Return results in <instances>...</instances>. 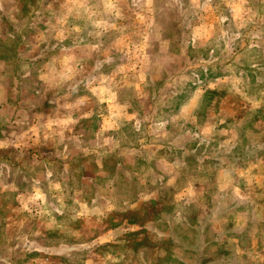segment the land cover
Wrapping results in <instances>:
<instances>
[{"label": "crops", "instance_id": "crops-1", "mask_svg": "<svg viewBox=\"0 0 264 264\" xmlns=\"http://www.w3.org/2000/svg\"><path fill=\"white\" fill-rule=\"evenodd\" d=\"M16 1L0 0L5 3L8 12H13ZM42 1L40 11L36 13L37 16L43 15L46 21L42 29L46 31L62 27L67 32L63 40L67 39L69 44L66 48H62V50L66 49V53L62 52L57 55V64L53 67L54 73L50 81V90L44 95L43 101H29L26 98L20 102L14 101V104L10 105L9 99H6L7 103L0 107H11L12 109L20 107L26 109L22 110L23 113L29 110L35 111L40 105L46 104L48 100H54L57 97L62 99L65 91L68 92L71 88L83 85L82 91H87L88 76L97 78L101 82L99 89H102L103 92H114V99L117 101L115 107L120 111V114L118 113L117 117L113 118L116 129L99 131L104 135L101 139L104 137L113 139L115 135L125 129L131 133L132 139L129 142L121 141L122 145H117L112 150L104 149V154L108 152L113 156L114 152H117L124 158L130 159V163L136 164L133 167L139 175L132 180L142 184V186L140 185L141 190L133 195L132 200H123L121 202L122 209L133 211L132 213L136 210L146 211L147 214L146 224L138 227L131 222L121 221L110 230L113 239H118L116 243L120 241V236H124L128 232L132 234L127 237L133 238L134 236L129 242L135 252L132 253L133 251L129 250L130 254L126 255V260L122 264H212L209 263V260L204 261L201 257L203 250L210 248L211 245L214 248L223 244V251L226 249V245L234 243L240 249L236 250L234 247L229 251L236 253L237 262L243 263L244 260V264H254L257 262L253 260L256 257L262 258L258 262L264 264V138L258 142L254 136L255 133H264V23L258 17L252 21L245 20L250 13L247 0L245 1L247 4H241L240 8L229 0H223L222 3H219L221 0ZM233 1L235 2V0ZM144 5L146 7H143ZM206 5L212 7L214 11H219V20L215 21L213 26L218 24L225 26L227 22H235L234 20L240 16L238 24H244L247 28L239 36H234L232 42L234 54L224 61L220 55L223 41L214 35L210 36V31H206L207 37L204 35V42L211 43L206 49L203 46L196 47L197 49L187 45L179 47L178 45L183 43H175L170 39V35H163V17L168 21L165 12L170 9L192 12L197 20L194 22L195 26L200 24V20L202 25H208L200 18ZM17 10L16 8L15 11ZM260 11L264 12V6ZM78 13L88 19V37L85 36L87 28L82 27L83 31L80 33ZM236 13L239 14L234 17ZM221 19L223 20L222 24L220 23ZM6 24V30L0 33V37L4 39L3 42H9L7 33L18 28L14 27L13 23L7 22ZM125 27H128L125 33L130 32V34L123 38L128 41L131 37L133 42L139 41L140 43V47L135 48L136 57L131 62L130 55L125 51L123 44L126 40L119 36L115 40L116 42H113V37H116L113 30L119 35V32L122 31V28L125 30ZM138 27L142 28V32L136 29ZM259 27L263 29L260 30ZM86 41H88L90 63L88 61V65L86 62L78 64L70 58L69 53L71 50L85 48ZM41 56L39 55L37 59ZM215 58L216 61L218 58L217 62ZM27 59L33 60L35 57L31 56ZM224 68L226 69L222 70ZM77 70L85 71L80 79L73 77L77 74ZM66 72L70 74L68 75ZM137 74L138 77L144 76V80L142 84L130 88L131 84L128 85V82H124L123 79H126L127 75L131 81H136ZM20 76L19 81L24 77ZM66 80H68L66 86L71 85L63 89L62 93L59 84L64 85ZM106 83H109L107 90H105ZM94 92L96 93L97 90ZM198 92L202 94L199 96ZM232 92L239 94L242 92L246 96L240 97L241 100L243 98V101L239 104L233 101ZM187 93H189L188 97L185 95ZM184 98H186L185 102H180ZM60 103V108L63 110L58 113L68 117L67 105L69 103L66 104L63 100ZM235 103L238 104V109L236 106L233 107ZM228 106L231 108L227 109ZM180 107L182 110L187 108L183 114L185 123H181V141L191 140L190 130H184V125H188L190 129L192 127L190 125L195 123L201 124L200 129L203 133L213 132L216 137L226 140L231 149L227 154H221L219 148V150L213 148L202 150L200 156L203 157H198L201 160L196 162L193 170L202 173L203 177L206 176L211 182L198 186L200 197L194 194V196L188 197L189 199L182 200V203H178L181 199L173 200V195L170 201H163L161 197L163 188L174 194L175 191L187 188L178 186L179 183L175 179L169 187L171 189H168L166 182L172 176L170 171L172 167H168L161 158L144 155L146 147L150 148L151 146H156L164 152L171 153L173 151L171 143L166 139L169 134L167 126L172 123L169 117L178 112L173 109L179 110ZM212 107L218 109L219 115L215 114L217 122L209 123L210 115H207L205 110L212 109ZM201 109L203 110L202 114H200ZM94 114H91L90 121L95 126L97 117ZM215 115L212 113L211 116ZM17 117L22 126H28L33 121L37 125L39 121V116L29 119L22 114ZM71 117L72 129L80 120L73 115ZM135 119L137 120L135 121ZM190 120L194 122L190 123ZM33 123L26 127L25 131L28 135H35L36 147L29 145L22 150L27 153L24 161L29 160L30 162L28 165L24 162L26 168L21 171H27L28 181L38 188L43 184L54 187L57 185L56 182L50 180L54 171L45 165L44 159L48 154L58 158L56 153L60 149L44 147L42 142L45 137H41L40 133L33 128ZM68 126H64V123L60 125V131L65 132L64 139H62L65 141H63L60 150L62 154L65 146L73 144L74 137L68 136V130H70ZM135 126H140L137 129H140L142 135ZM52 129L49 128L48 133L53 132ZM221 129L222 133L219 132ZM4 132L6 135L11 134L9 128H6ZM97 133L94 134L95 137ZM92 134L93 132H91ZM144 141H146L145 144H143ZM180 148V152L189 154L184 151V147ZM211 154H218V162L214 163V166L207 165L209 159L207 155ZM67 157L69 160L64 163L65 165L72 161L70 156ZM53 159L52 162L55 163ZM117 164L122 170L126 166L123 162ZM183 165L186 169V165ZM33 172L36 173L35 177L31 174ZM225 173L227 181L223 178ZM38 178L41 179V182ZM232 189L233 191L230 192ZM236 191L239 197L232 195L236 194ZM40 195L42 197L39 196L36 203L41 205L38 207V211H44L48 209L47 204L50 201H46V197ZM202 198L208 199V204L202 202ZM238 198L241 200L236 201ZM23 199V197H16L19 203L23 202ZM52 201H55V198ZM59 202L58 199L51 203L56 207L59 206ZM186 212L191 213L190 219L187 218ZM46 213V216L43 215L40 218L47 219L52 216L58 218L62 211L57 213L51 208ZM20 219L23 218L20 217ZM188 220L190 222H187ZM175 226H178L182 231L181 239L175 235L173 229ZM152 255L160 256L161 259L156 263L154 257L147 260V256Z\"/></svg>", "mask_w": 264, "mask_h": 264}, {"label": "rangeland", "instance_id": "rangeland-1", "mask_svg": "<svg viewBox=\"0 0 264 264\" xmlns=\"http://www.w3.org/2000/svg\"><path fill=\"white\" fill-rule=\"evenodd\" d=\"M229 1L238 8L241 7V4H247L248 2L250 13L245 20L252 21L258 17L264 23V12L260 11L261 7L264 6V0ZM222 2L223 0L219 1V3ZM41 3H43L42 0H17L14 8L18 10L15 11L14 9L13 12H8L6 11L5 3L0 2V33L6 30L7 22L13 23L14 27H18L7 33L9 42H3L4 39L0 37L1 106L7 103L6 99H9L10 105L14 104V101L20 102L26 98L29 101H43L44 95L50 90V81L54 73L53 67L57 64V55L62 54V52L66 53V49L62 50V48H66L69 45L67 39L63 40L67 32L62 27L46 31L42 29L46 21L43 15H36L40 11ZM143 7L146 6L144 5ZM238 14L236 13L234 17ZM165 16L168 21L163 17V35H170V39L175 43H183L179 44V47L187 45L197 49L196 47L203 46L206 49L211 44L210 42H204L206 31H210V36L214 35V37L222 39L220 51L222 61L234 54L232 44L234 36L237 37L241 32L247 30L244 24H238L237 21L240 16L237 20H234V17L232 18L237 23L227 22L225 26L219 24L213 26L215 21L218 22L219 20V11H214L208 5L205 6V11L200 16L202 21L208 25H202L200 20V24L195 26L194 22L197 20L192 12L170 9V11L165 12ZM77 19L80 21V33L83 31L82 27L84 29L87 28L85 36L88 37V19L81 13H78ZM136 29L142 32V28L138 27ZM259 29L263 28L259 27ZM126 30H128V27H125V30L122 28L119 35L113 30L116 33V37H113V42H116L115 40L119 36L126 40L123 37L130 34V32L125 33ZM123 44L125 45V51L130 55L131 62L136 57L137 51L135 48L140 47V43L139 41L133 42L130 37V40L124 41ZM85 45V48L71 50L69 53L70 58L78 64L86 62V65H88V61L90 63V60H88V41L85 42ZM39 55L42 56L37 59ZM31 56H34L35 59L28 60L27 58ZM76 72L77 74L73 77L80 79L85 71L77 70ZM66 73L70 74L69 72ZM20 75L24 77L19 81ZM125 77L126 79H123V81L128 82V85L130 83V88L142 84L144 80V76L138 77V74L136 78L133 77L136 81H131V78L129 79L127 75ZM67 81H65L64 85L59 84L62 93L63 89L71 85L68 84L66 86ZM100 83L97 78L88 76L87 91H82L84 89L83 85L71 88L68 92L65 91L62 99L57 97L54 100H48L46 104L40 105L35 111L29 110L23 113L20 107L15 109L0 107V264H122L126 260V255L130 254L129 250L133 251L132 253L135 252L129 242L134 236L133 238L127 237L132 233L128 232V234L120 236V241L116 243L118 239H113L110 230L115 228L116 224L121 221L131 222L138 227L146 224V211L136 210L132 213L133 211L122 209L123 204L121 202L123 200H132L133 195L138 190H141L142 184H139V181L132 180L139 175L133 167L136 164L130 163V159L124 158L122 154L117 152H114L113 156L108 152L104 154L107 148L112 150L113 147L122 145L121 141L123 140L125 142L131 141L132 135L125 129L121 130L113 139H109V137L101 139L104 135L100 134L99 131L116 129L113 118H116L120 111L115 107L117 101L114 99V92H103L102 89H99L101 87ZM108 85L109 83H106L105 90H107ZM94 90H97V92L95 93ZM97 93L100 95H96ZM201 94V92L197 93L199 96ZM231 94L233 95V101L239 104L243 101V98L241 100L240 97L246 96L242 92L240 94L232 92ZM185 95L188 97L189 93ZM186 98L180 102H185ZM62 100L66 104L69 103L67 105L68 117L58 113L63 110L60 108L61 103L59 104ZM234 106L238 109V104L235 103L233 104ZM233 107L232 109H234ZM230 108L231 106H228L227 109ZM186 109L182 110L180 107L177 110L174 108L173 111L176 110L178 112L169 117L172 123L167 126L169 134L166 139L173 147L171 153L164 152L156 146L146 147L147 149L144 150L145 156L161 158L168 167H172V169L170 168L172 176L166 182L168 189H171L169 187L175 179L179 183L178 186L187 187L186 189L175 191V194L162 187L161 197L163 201H170L172 195L173 200L181 199L178 203H182V200L189 199L188 197L194 196V194L200 197L198 186L211 182L206 176L203 177L202 173L193 170L196 162L201 160L198 157L202 150L204 148L220 149L221 154H227L231 150L227 141L216 137L213 132L210 134L203 133L200 129L202 127L201 124H191L190 126L192 127L190 129L188 125H184V130H190L189 136H191V140L181 141V123H185L183 114ZM202 111L201 109L200 114H202ZM92 113H95L94 115L97 117L95 118L97 121L95 126L90 121ZM205 113L210 115L209 123L217 122L215 114L219 115L218 109L212 107V109H206ZM212 113L215 116H211ZM22 114L25 117H29V119L39 116L37 125L33 123L34 121L32 122L34 124L33 128L40 133L41 137H45L42 142L43 146L52 149L61 150V145L65 141L62 140L65 132L60 131V125L61 123H64V126L69 125L68 136L74 137L72 140L73 144L65 146L63 154L60 150V153L57 151L56 157L58 158L48 154V156L45 155L44 159L45 165L54 171L53 176L50 177L51 182H56L57 184L54 187L43 184L41 188H38L29 183L27 171H21L26 168L24 164L27 163L28 165L30 162L24 161L27 153L22 150L29 145L30 147H36L35 135H28L25 131L26 127L32 123L28 126H22L19 123L20 119L17 116ZM72 115L79 119L80 122L71 129L72 117L70 118V116ZM12 116L14 117L12 118ZM43 120L44 123L46 122L45 124ZM193 122V120H190V123ZM138 127L140 128V126H135L136 130L142 135L143 133L140 129H137ZM6 128L10 129L11 134H5L4 130ZM49 128H53L52 130L54 131L48 133ZM91 132H93L92 135ZM219 132L222 133V129ZM95 133H97L96 137L94 136ZM254 136L259 142L264 138V133H255ZM145 143L146 141L143 144ZM157 143L156 145H158ZM80 146L83 153L80 152ZM181 146L189 154L180 152ZM67 156H70L72 161L70 164L65 165L64 163L69 160ZM207 157L209 158L207 165L214 166V163L218 162V154L207 155ZM52 159L55 163L52 162ZM118 162H123L126 165L123 170L117 164ZM183 164L186 165V169H184ZM31 174L34 177L36 176L35 172ZM226 175L225 173L223 178L227 181ZM232 191L233 189L230 192ZM237 193L236 191V194L232 195L239 197ZM40 194L46 197V201H50L47 204L48 209L44 211H38V207L41 205L36 203L39 196H41ZM17 196L23 197V202L19 203L16 200ZM53 198H55V201H52ZM58 199L60 200L59 206L54 207L51 202H56ZM239 200L241 198L236 199V201ZM202 202L208 204V199L202 198ZM51 208L57 213L62 211L61 215L58 218L52 215H50L52 217L47 219L40 218V216H46V212H49ZM186 213L187 218L190 219L191 213ZM255 214L258 213L255 212ZM256 216L258 217V215ZM20 217L23 219H20ZM187 222H190V220ZM173 229L175 235L181 239L183 237L181 229L178 226L173 227ZM231 245H226V249L223 251V244L214 248L211 245L210 248L205 249L206 251H202L201 257H203L204 261L209 260V263L212 264H244V260L243 263L236 261L235 252L229 251L234 247L236 250L240 248L235 245L231 247ZM238 254L240 253L238 252ZM153 257L155 263L161 259L160 256L152 255L150 257L147 256V260H151ZM261 259L255 257L253 260L257 262L254 264H261L258 262Z\"/></svg>", "mask_w": 264, "mask_h": 264}, {"label": "trees", "instance_id": "trees-1", "mask_svg": "<svg viewBox=\"0 0 264 264\" xmlns=\"http://www.w3.org/2000/svg\"><path fill=\"white\" fill-rule=\"evenodd\" d=\"M16 108H17V107H16ZM18 109H19V108H18ZM21 110H26V109H21ZM80 152L83 153V152H82V149H81V146H80ZM28 161H29V160H28ZM38 179H39V181L41 182V179H40V178H38ZM38 179H37V180H38ZM29 183H30V182H29ZM40 188H41V187H40Z\"/></svg>", "mask_w": 264, "mask_h": 264}]
</instances>
